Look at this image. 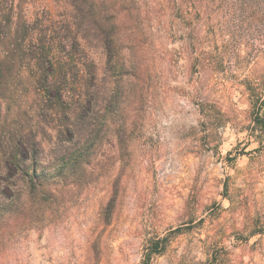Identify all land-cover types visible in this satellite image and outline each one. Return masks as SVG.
I'll use <instances>...</instances> for the list:
<instances>
[{
	"label": "rangeland",
	"instance_id": "obj_1",
	"mask_svg": "<svg viewBox=\"0 0 264 264\" xmlns=\"http://www.w3.org/2000/svg\"><path fill=\"white\" fill-rule=\"evenodd\" d=\"M125 1L142 66L121 82L120 121L89 166L22 190L0 264H264V0ZM18 86L0 90V133L31 111Z\"/></svg>",
	"mask_w": 264,
	"mask_h": 264
},
{
	"label": "trees",
	"instance_id": "obj_2",
	"mask_svg": "<svg viewBox=\"0 0 264 264\" xmlns=\"http://www.w3.org/2000/svg\"><path fill=\"white\" fill-rule=\"evenodd\" d=\"M17 1L0 0V90L20 85L31 94V111L0 133V230L22 190L36 197L45 181L66 180L96 160L104 128L120 121L121 82L142 66L124 49L139 46L125 0H58L66 11L58 22L49 11L25 17ZM253 97L264 131V98ZM6 188L14 194L5 197Z\"/></svg>",
	"mask_w": 264,
	"mask_h": 264
}]
</instances>
